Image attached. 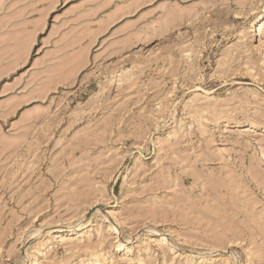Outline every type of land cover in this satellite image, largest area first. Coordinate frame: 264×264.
<instances>
[{
    "label": "rangeland",
    "instance_id": "rangeland-1",
    "mask_svg": "<svg viewBox=\"0 0 264 264\" xmlns=\"http://www.w3.org/2000/svg\"><path fill=\"white\" fill-rule=\"evenodd\" d=\"M0 264H264V0H0Z\"/></svg>",
    "mask_w": 264,
    "mask_h": 264
},
{
    "label": "bare ground",
    "instance_id": "bare-ground-1",
    "mask_svg": "<svg viewBox=\"0 0 264 264\" xmlns=\"http://www.w3.org/2000/svg\"><path fill=\"white\" fill-rule=\"evenodd\" d=\"M79 226H81V225L79 224V225H76V226H67V227L63 228L62 230L65 231V232H67V234L68 233L70 234V233L75 232L77 229H79V230H82L83 229V227H79ZM62 230L60 228V231H62ZM122 245H123V243L120 242L117 245V248L118 249H121L122 248Z\"/></svg>",
    "mask_w": 264,
    "mask_h": 264
}]
</instances>
